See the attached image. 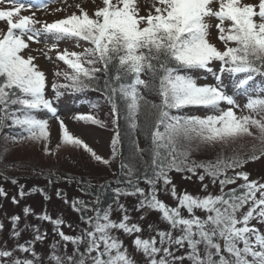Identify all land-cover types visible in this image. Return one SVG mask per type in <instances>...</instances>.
<instances>
[{
	"label": "snow or ice",
	"instance_id": "1",
	"mask_svg": "<svg viewBox=\"0 0 264 264\" xmlns=\"http://www.w3.org/2000/svg\"><path fill=\"white\" fill-rule=\"evenodd\" d=\"M53 2L0 0V5H7L0 7V22L5 24L0 28V130L19 128L21 132L13 135L14 141L41 142L42 150L49 154V121L38 115L47 113L59 122L62 144L82 148L95 161L108 165L109 160L70 132L55 106L64 95L100 91L110 103L113 123L117 125L112 158L121 157L115 183L124 187L113 189L112 203L104 208L100 207L98 194L89 205L79 199L70 201L62 191H55L57 198H63L64 203L81 213L88 227L80 235H67L61 230L64 220L47 212L36 218L53 225L65 248L67 243L74 246L71 255L61 253L57 241L47 257L42 256L35 245L45 241L46 233L38 226L25 224L21 228V217L13 215L12 237L19 241L21 232L31 229L32 238L17 242L13 249L0 247V264H264V233L251 224L253 220L264 224V183L250 180L245 171H236L249 160L264 156V87L257 94L255 85L256 77L264 78V0H152L147 15L140 14L137 0H102V6L97 4L92 15L79 4V14L73 12L51 22L37 18L35 12L21 15L23 10L46 9ZM213 19L223 49L210 41ZM66 40L76 41L77 47L80 41L88 46L81 52L67 48L61 51L60 42ZM32 43H43L47 52L55 51L56 60L71 70L55 73L66 82H53L51 97L46 95L47 76L30 54ZM200 74H210L214 82L199 83ZM141 88L160 97L159 104L150 106L155 125L150 132L148 160H144L143 150L134 139L128 157L119 147L120 118L126 121L130 138L138 129L136 118L141 102L147 104ZM236 95L244 96L246 103H238ZM188 108H204L210 114H180ZM236 109H247L249 114L237 115ZM74 119L103 126L92 114H78ZM244 137L258 139L261 145L244 158L235 154L218 155L207 162L191 158L201 148H231ZM173 171L190 174L185 176L187 179L198 178L204 190L208 189V184L203 183L206 178L212 185L218 182L220 194L201 197L185 191L178 195L170 176ZM61 179L71 182L74 178ZM237 180L243 183L225 191ZM141 181L149 186L147 192L139 186ZM10 182L19 183L14 178ZM104 188L101 185L100 191ZM31 191L51 199L44 189ZM161 191H170L176 206L159 199ZM28 194L20 185L19 197ZM0 196H8L2 187ZM129 196L138 199L131 209L120 202L121 197ZM11 199L14 204L20 202L16 196ZM245 207L247 211H243ZM197 210L206 215H196ZM87 211L94 215H84ZM113 211L120 213L118 220L112 218ZM133 211L141 213L140 221L146 219V213L156 212L168 227L161 230L158 225L148 224L155 235L141 238L142 226L130 222ZM23 213L28 216L32 210L25 207ZM3 227L0 224V230ZM115 232L134 236L133 245L142 254V262L130 257ZM17 252L28 255L17 256Z\"/></svg>",
	"mask_w": 264,
	"mask_h": 264
},
{
	"label": "rangeland",
	"instance_id": "2",
	"mask_svg": "<svg viewBox=\"0 0 264 264\" xmlns=\"http://www.w3.org/2000/svg\"><path fill=\"white\" fill-rule=\"evenodd\" d=\"M25 4L29 2V0H23ZM249 2H254V0H249ZM79 4L82 8L89 12V15H92L95 11L96 5L100 4L102 6V0H55L53 3H49L46 9H31V10H23L21 15H32L35 12L37 18L41 20H46L51 22L55 19L64 18L67 15L75 12L79 14V9L76 8V5ZM138 7L140 8L141 15H147L148 11L151 9L152 0H137ZM0 7H7V5H0ZM57 9H61L57 11ZM213 27L210 29V41L220 49H223V44L217 39L218 31L214 27L216 21L213 19L211 21ZM5 24L0 22V28H4ZM51 43V41H49ZM76 41L74 40H66L61 41L59 45V49L62 51L67 48L69 51L81 52L83 51L86 45L83 41H80V47L76 46ZM234 46V45H233ZM31 55L36 57L35 63L39 65L41 70H43L47 76L48 88L46 89V95L51 97L53 95L51 91V84L53 82L57 83H65L63 76H56L55 73L60 72H71L70 69L67 68L66 65L63 64L62 61L56 60V52H47V49L44 48L43 43L31 44ZM47 52V55L45 53ZM51 57L49 59L48 57ZM207 77V79L205 78ZM199 83H213L210 74H200L198 77ZM228 83V81H225ZM231 91V89H229ZM257 94H261L257 90ZM238 103L243 105L246 103V98L242 95H236ZM57 107V115L60 119H62L65 125L68 127L70 132L82 139L85 143L89 145L98 155H100L103 159L109 160L110 163H114V159L112 158V140L114 138V134L112 132V128L107 126L103 122V118L107 113V109L104 106H99L98 103H87L85 97L79 94H71L64 95L60 98V100L55 105ZM237 115H247L248 110L245 109L241 112L240 109H236ZM78 114H92L96 116L99 120L103 122V126L101 125H93L91 123H85L79 120L74 119ZM197 116L203 117L206 114H210L209 110L204 108H199L197 111ZM42 118H47L49 121V131L50 137L48 141V146L50 149L49 154H45L42 150L43 144L41 142H34L32 140L23 139V140H13V145L10 147V152L5 153L3 155L7 159L9 156L19 159H25L28 162H31V168H33L32 173H28L25 170L14 169L12 166H0V187L4 188L8 193L7 198L0 196V224H3V230H0V247L13 249L17 242L24 243L27 240L32 238L31 229H27L21 232L19 241L14 239L11 234V217L13 215H19L21 217L20 227L23 228L25 224L38 226L42 233H46V239L43 243L37 242L35 245V249L38 253H40L45 258L50 251L51 245L60 241L59 236H57L54 232L53 225L48 222L40 221L36 218L37 215H41L44 212H47L53 218H60L64 220L65 224L62 226L61 230L67 235H80L82 230L87 228L88 225L84 223L78 212L74 211L70 204L64 203L63 198H57L55 195V191L59 189L62 191L66 197L71 201L80 198L79 192L76 188L69 183L68 180H63L62 175H53L50 176L47 171L50 168H53L56 172L63 171L64 166L69 164L72 165L77 172L89 175H107V167L104 166L103 163L97 162L90 157V154L85 152L82 148H76L72 146H66L61 142V134L59 130V122L56 118L50 116L47 113H39L38 114ZM259 118V117H257ZM255 134L257 131L255 128L251 129ZM253 139L252 137H250ZM248 138L244 137L239 139L233 145L236 149L243 148L245 141ZM259 141V140H258ZM260 143V142H259ZM16 145V146H14ZM19 145V146H17ZM1 155L4 159V156ZM26 157V158H25ZM12 158V159H13ZM118 158V157H117ZM2 161V158H0ZM0 164L2 165V162ZM12 167V169H11ZM27 167L26 165L24 166ZM6 171V172H5ZM239 171H245L249 174L250 180H256L260 183H264V156H261L259 159L255 161H249L244 164ZM8 172V173H7ZM6 173V174H5ZM10 173V174H9ZM112 176L114 173L118 172H110ZM46 176L49 177H43ZM6 175H10L8 180H5L4 177ZM16 179L19 183L13 185L10 180ZM49 179L53 181H57L55 184H49ZM203 183L208 184V189H203V184L198 180V178L193 177L191 179L185 178V176L177 175L172 179V184L176 186L177 194H181L183 192H187L193 196H204L208 193L213 195L220 194L219 183L216 185H212L210 179L207 178ZM243 183L242 180H237L236 184L227 185L225 190L232 189L237 187L239 184ZM20 185L24 186L25 192L29 193L25 195L22 199L18 195V189ZM34 188L44 189L48 196L51 197L49 200H45L44 196L40 192L31 191ZM159 188V186H158ZM171 185L169 186V189ZM145 189V188H144ZM147 192L148 189H145ZM259 195V194H257ZM16 196L20 201L18 204H14L12 202V197ZM158 198L164 201L169 206H176L177 200H175L170 191L169 192H158ZM120 202L125 204L126 207L132 208L137 202V197H121ZM25 207H30L32 210V214L25 216L23 213V209ZM115 208V205H113ZM243 211H247V207L243 209ZM183 214L187 217V212L182 210ZM131 216L133 217L130 222H138L143 231L139 234L141 238H150V236L155 235L154 231H151L147 228L148 224L158 225L161 230L166 229L168 226L162 221L159 214L156 212L146 213V219L140 221L138 218L141 215L139 212H131ZM88 216L94 215L91 211H87ZM196 215L204 217L206 214L202 211L197 210ZM113 219H119L120 213L117 211H113L112 213ZM251 224L257 227L262 233H264V224H259L256 220L251 221ZM70 225V226H69ZM115 235L118 236L120 240H122L124 248L127 249L130 257L135 261L142 262L143 256L141 253L135 250L133 245L134 236H127L121 232H115ZM178 234V233H177ZM136 235V234H134ZM61 247L60 252L66 255H71L74 246L71 243H67L66 248L64 247L65 242L60 241ZM242 246V245H241ZM81 250H83V245H81ZM17 256H27L28 254H21L19 252L16 253ZM185 264H188L185 261Z\"/></svg>",
	"mask_w": 264,
	"mask_h": 264
},
{
	"label": "trees",
	"instance_id": "3",
	"mask_svg": "<svg viewBox=\"0 0 264 264\" xmlns=\"http://www.w3.org/2000/svg\"><path fill=\"white\" fill-rule=\"evenodd\" d=\"M84 44L86 45V47L88 46L86 43ZM99 66L100 65H98V67ZM142 78L147 79V77H142ZM262 81H264V78L256 77L255 85L259 92H260V89L264 87V83H262ZM140 91L142 95L145 97L147 104L145 105L143 101L141 102V109L136 118L138 129L130 138L127 132L128 125L126 124V121L123 118H120L118 121V125H119L118 130L121 133L122 143L119 147H120V150L123 152L124 157L125 158L128 157L130 152L133 150L132 139H134L136 141V145L138 146V148L143 150L142 154H143L144 160H148L149 157L147 155V152L151 147L150 132L154 130V125H155L154 110L150 106L152 104H159L160 97L154 91H149L143 88H141ZM76 94L83 96V98L85 97L87 103L89 104L92 102L98 103L99 106L102 105L107 109V113L103 118L104 119L103 122L105 125L110 126L112 128V132L115 137V134L117 131V125L113 123L114 117L111 112V105L106 99L105 95L100 91H94V90H85L81 93H76ZM198 109L199 108H188V109L183 110V112L180 114L197 116L196 113ZM8 123L10 124V121H8ZM160 131H163L162 126L160 128ZM20 132L21 130L19 128H10V127H5L3 130H0V158H2V161L0 159V161L2 162V165L0 164V166L8 165V166L14 167V169L25 170V172L27 171L28 173H32L33 168H31V162H28L25 159H19V158L14 159L13 157H11L12 155L9 156V158L11 159H7L4 156L6 154L3 155L4 151H6L5 153L10 152L9 146L13 145L12 137L13 135L20 133ZM255 132L257 133V131ZM24 135L26 136L27 134L25 133ZM247 138L248 140L244 142V144H247V145H243V148L236 149L234 146H232L231 148L223 149V150L220 148V146L201 148L199 151L193 153L191 158L197 161H200V162H207V161L215 160L218 155L232 156L235 154L241 158H244L246 156L251 155L254 148L258 149L261 146L259 143L260 141H258V139H255V138L251 139L250 137H247ZM1 155L4 156V159ZM117 157L114 159V163L112 164L109 163L108 165L104 164V166L107 167L106 168L108 172L107 175H97V176L92 175L91 176L89 175V173L79 174V172H77V170L72 165H69V164L64 166V170L62 172L59 170H57L58 172H56V170L54 171L53 168H50L48 169L47 173L50 176L62 175V176L74 178L71 182L69 181V183L72 184L76 188V190L79 192L80 194L79 200L85 201L89 205H91L92 202L96 199V195L98 194L100 197V207L104 208L108 204L112 203L113 189L115 187H121V188L124 187V185H117L115 183V181L118 178V173H114L115 175L113 176H112L113 173L112 174L110 173L112 171L118 172L119 170L121 157L120 156H117ZM25 165L27 166L26 168L24 167ZM236 171H239V169H237ZM228 174L232 175L233 173L231 170H229ZM177 175L187 176L190 174L178 173L175 171L170 173V176L172 177V179L174 176H177ZM6 176L8 178L10 177V175H6ZM43 177H49V176H46L45 174ZM80 180H83L85 183L80 184L76 182ZM101 185H105V188L103 191H100ZM139 186L145 189L149 188V186L143 181L140 182ZM158 186L159 185H157V187ZM82 189H84V191H82ZM78 214L81 217V213H78ZM84 215L88 216L87 212H85Z\"/></svg>",
	"mask_w": 264,
	"mask_h": 264
}]
</instances>
